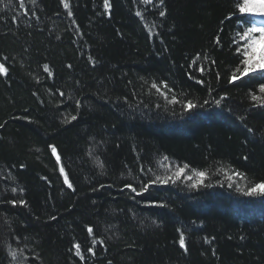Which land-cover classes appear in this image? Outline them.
<instances>
[{"label":"trees","instance_id":"16d2710c","mask_svg":"<svg viewBox=\"0 0 264 264\" xmlns=\"http://www.w3.org/2000/svg\"><path fill=\"white\" fill-rule=\"evenodd\" d=\"M66 2L0 0V264H264V195L235 187L264 180V76L229 82L259 17L236 0ZM184 164L211 187L140 191Z\"/></svg>","mask_w":264,"mask_h":264},{"label":"snow or ice","instance_id":"6c2138e0","mask_svg":"<svg viewBox=\"0 0 264 264\" xmlns=\"http://www.w3.org/2000/svg\"><path fill=\"white\" fill-rule=\"evenodd\" d=\"M61 2L64 4L65 8H68L69 5L66 2V0H61ZM145 3H151V0H144ZM163 3V0H161V4ZM21 6H23V0H21ZM110 7L109 0H104V8L107 10ZM235 9L241 14H247L249 16H260L264 17V0H236ZM69 15H72L71 12H69ZM137 15L139 16L140 13L138 12ZM165 13L163 11L160 12V16H164ZM258 34V35H256ZM240 39V43L236 47V53L238 56L242 57L240 59V64L238 65V72H234L229 80L230 83L235 82L239 80L242 77L247 76L249 73H256L260 72L262 76H264V27H257L255 24H252L250 27L243 30L242 33H237ZM219 42V41H217ZM234 44L237 43V41H233ZM45 71L48 70V66H44ZM203 71V69H200ZM6 69L4 65L0 64V73L5 72ZM164 84V82H161ZM152 87L157 89L159 91V88L157 87V84L153 83ZM164 87L167 88V84H164ZM259 91L260 93L264 94V83H261L259 85ZM162 95L165 96V99H167V92H162ZM251 99L255 101L259 105H264V95L257 96L255 94L251 95ZM168 103L170 104H176L181 103L175 95L171 97L170 100H168ZM207 103V102H206ZM77 104L79 105V101H77ZM217 104H219V101H217ZM197 107L191 100H188L186 103H183V108L185 111L191 110L193 108ZM70 119L75 120L76 117H70ZM2 127V125H0ZM251 131V129H249ZM51 147V146H50ZM53 153L56 152V149L52 148ZM59 159V158H58ZM165 160H167V157H164ZM23 167V165L21 166ZM230 168V166H229ZM190 171V175L187 173V171ZM220 172H224L227 174V179L230 182L229 186H232L231 181L234 177H239L242 180H246V176L244 173L238 172L236 170H231L221 168L219 169ZM60 172L62 175H64V168H60ZM209 173L207 169L205 170H199L197 168H189L188 164H184L183 166H176L175 171H173L170 175H166L164 177L157 176L155 180H149L148 184H144L140 191H146L148 189L149 184H167L169 182H176L178 180H181L182 178L184 180L190 181L188 187L191 189H196L201 186L211 187V184L205 185V179L208 177ZM64 183L71 188L73 185L69 182V178L67 175H64ZM125 187L132 188L131 184H125ZM236 191L243 193L247 196H257V195H264V180H261L259 182H251L249 186L244 187L240 183H236L235 185ZM13 192L16 191V189H12ZM132 191H136L135 188H132ZM12 205H16L17 203L24 205V200H11L9 201ZM53 219H55L53 217ZM87 231L89 234H92L94 229L89 226L87 228ZM179 231V230H178ZM179 244L181 248L185 247V236L183 233L179 236ZM93 243L95 244L96 241L93 240ZM76 249V254L80 255V245H74ZM89 252L92 251V248L88 249ZM9 255L15 259L16 258V251L11 250L9 252Z\"/></svg>","mask_w":264,"mask_h":264},{"label":"rangeland","instance_id":"374dc122","mask_svg":"<svg viewBox=\"0 0 264 264\" xmlns=\"http://www.w3.org/2000/svg\"><path fill=\"white\" fill-rule=\"evenodd\" d=\"M258 17H259V23H256V26L257 27H264V17H260V16H258ZM256 35H258V34H256Z\"/></svg>","mask_w":264,"mask_h":264},{"label":"water","instance_id":"95a60500","mask_svg":"<svg viewBox=\"0 0 264 264\" xmlns=\"http://www.w3.org/2000/svg\"><path fill=\"white\" fill-rule=\"evenodd\" d=\"M55 153H56V152H55ZM55 156H56V158H58V157H59L57 154H56Z\"/></svg>","mask_w":264,"mask_h":264}]
</instances>
